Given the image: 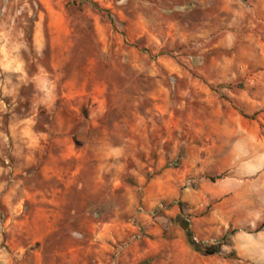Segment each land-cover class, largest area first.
<instances>
[{"label":"rangeland","instance_id":"1","mask_svg":"<svg viewBox=\"0 0 264 264\" xmlns=\"http://www.w3.org/2000/svg\"><path fill=\"white\" fill-rule=\"evenodd\" d=\"M243 119L264 138V0H0V264H264V192L209 223L149 187L192 149L264 187L213 132Z\"/></svg>","mask_w":264,"mask_h":264},{"label":"crops","instance_id":"2","mask_svg":"<svg viewBox=\"0 0 264 264\" xmlns=\"http://www.w3.org/2000/svg\"><path fill=\"white\" fill-rule=\"evenodd\" d=\"M213 132L216 136H226L230 139L232 136L238 138L240 147L235 152L230 153L228 158L240 161H251L253 159V162L247 164L242 162L243 164L240 167H242L243 172L255 171L257 166L264 165V138H262L261 129L256 123L245 119L238 120V126L233 129L214 126ZM183 144L185 149H187L188 143L184 142ZM195 148L197 149V146ZM199 150L197 149L198 153L195 156L193 149L186 152L185 165L187 166L193 161L192 168L188 171L191 176L189 180L184 177L180 181H167L166 173L158 176L153 181L149 187H158L156 198H168V190L171 188L188 187L184 189L183 196L184 200L190 204L195 203L197 205L198 201L203 205L205 202L214 203V210H212L208 219L206 218L209 223H218L220 220L222 221L223 216L227 218L225 210L228 206L230 211H233L231 201L227 199V196L234 195L238 197L241 201L240 207L245 210L252 207L253 198L257 193L264 192V187L222 184L219 181H215L214 179L219 176L215 167L217 166L216 160L220 158L219 154L211 152L205 157L204 151Z\"/></svg>","mask_w":264,"mask_h":264},{"label":"trees","instance_id":"3","mask_svg":"<svg viewBox=\"0 0 264 264\" xmlns=\"http://www.w3.org/2000/svg\"><path fill=\"white\" fill-rule=\"evenodd\" d=\"M85 3V1H82ZM184 228L186 229L187 233H188V238H189V242L190 245L192 247L193 250H195L196 252H199L201 254H205V255H210V254H219L220 251L218 249H207L206 247H203L201 244L197 243V241L195 240V237L191 231V226L189 223H184Z\"/></svg>","mask_w":264,"mask_h":264}]
</instances>
